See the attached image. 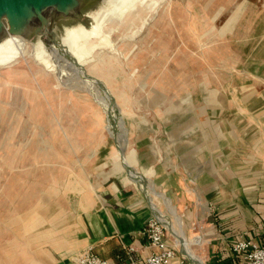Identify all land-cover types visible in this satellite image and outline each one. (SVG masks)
<instances>
[{"label": "crops", "instance_id": "obj_1", "mask_svg": "<svg viewBox=\"0 0 264 264\" xmlns=\"http://www.w3.org/2000/svg\"><path fill=\"white\" fill-rule=\"evenodd\" d=\"M230 3L232 17L215 14L223 36L237 40L232 61L219 65L229 75L216 71L197 96L184 95L182 108L167 107L166 124L132 118L124 159L112 141L75 144L92 150L78 160L90 171L62 175L74 181L46 201L6 264H63L90 246L107 259L124 246L147 255L150 217L176 249L169 264H235L236 241L264 239V0ZM156 127L162 136L153 141ZM104 128L120 141L107 118Z\"/></svg>", "mask_w": 264, "mask_h": 264}, {"label": "rangeland", "instance_id": "obj_2", "mask_svg": "<svg viewBox=\"0 0 264 264\" xmlns=\"http://www.w3.org/2000/svg\"><path fill=\"white\" fill-rule=\"evenodd\" d=\"M230 2L170 0L168 11L166 9L161 18L152 22L148 31L136 37L139 46L128 59L124 55L130 51L131 45L122 47L120 62L114 61L107 70L109 83L118 97L122 91H131L128 106L132 112L126 115L128 126L134 117L145 118L150 125L162 123V120L166 124L168 120L164 114L169 105L182 108L184 95L192 92V96H197L203 80L215 79L220 70L229 75V67L221 69L219 65L232 61L231 49L237 45L233 44L237 40L221 34V25L215 20V14L220 8L226 13ZM115 39L120 42L119 37ZM44 76L47 75H39L42 87L45 85ZM19 78L23 79L12 77L9 83H0V92L3 93L0 97L5 100L0 106V264H6L13 257V250H22L23 234L38 223L46 201L65 193L62 184L74 181L70 178L61 180L62 175L85 168L90 171L91 164L83 165L78 160L84 161L92 150L84 153L85 147L78 149L79 146H75L73 149L69 143L82 146L89 139L92 145L89 109L93 106L97 110L84 100L83 91H77L79 95L68 92L49 94L48 100L37 98L30 102L32 110L28 111L30 116H26V131L21 127L10 130V116L14 114L11 108H20L22 102H29L27 97L24 100L16 97V88L21 85L37 87L31 76ZM143 82L146 86L141 87ZM94 94L92 97L103 108L105 103L98 93ZM84 114L89 116L85 118ZM10 132L12 136H9ZM103 139L112 141L108 136ZM105 152V148L100 149L99 155L104 156Z\"/></svg>", "mask_w": 264, "mask_h": 264}, {"label": "water", "instance_id": "obj_3", "mask_svg": "<svg viewBox=\"0 0 264 264\" xmlns=\"http://www.w3.org/2000/svg\"><path fill=\"white\" fill-rule=\"evenodd\" d=\"M168 4L170 0H0V83H9L12 77L20 80L23 78L19 76L24 75L31 76V81L37 84V87L21 85L16 88V97L21 100L27 97L29 102H22L20 108H11L14 114L10 116V130L12 127L28 129L26 116H30L28 111L32 110L30 102L33 99L48 100L49 94L79 95L77 91H83L84 100L97 109L93 106L89 109L91 137L102 140L108 136L124 159L130 140L126 115L132 112L128 106L131 91L116 95L109 83L107 66L114 61L120 62L122 47L131 45L124 55L125 59L129 58L139 46L136 37L148 31L149 25L161 18L166 9L168 11ZM231 8L222 12L223 16L232 17ZM149 32L153 30L150 28ZM39 75H47L43 81L48 88L42 87ZM18 80L16 82L20 83ZM144 86L145 82L141 83V87ZM101 91L109 99L103 108L92 97L93 93ZM0 101L2 106L5 100L0 97ZM87 116L84 114L85 118ZM105 118L112 129L122 125V142L109 136L104 128ZM101 128L103 132L95 130ZM160 131L158 127L154 129L153 141L160 139ZM69 144L74 149L75 144L71 141ZM186 252L196 258L190 250ZM70 263V259L63 262Z\"/></svg>", "mask_w": 264, "mask_h": 264}, {"label": "built area", "instance_id": "obj_4", "mask_svg": "<svg viewBox=\"0 0 264 264\" xmlns=\"http://www.w3.org/2000/svg\"><path fill=\"white\" fill-rule=\"evenodd\" d=\"M144 235L146 248L150 250L147 255L134 246H124L114 259H107L90 246L72 256L70 264H169L176 257V249L166 240L164 227L158 218L148 219ZM232 250L240 257L235 264H264V239L258 242L241 238L232 245ZM180 264L186 262L182 260Z\"/></svg>", "mask_w": 264, "mask_h": 264}, {"label": "bare ground", "instance_id": "obj_5", "mask_svg": "<svg viewBox=\"0 0 264 264\" xmlns=\"http://www.w3.org/2000/svg\"><path fill=\"white\" fill-rule=\"evenodd\" d=\"M83 80V82H85L84 81V79H82ZM86 83V82H85ZM99 89V88H98ZM99 91H100V89H99ZM98 95H99V97H100V99H101V101L102 102H104L105 103V101H106V103L107 102H109V99H108V97L103 93V91H101V92H98ZM122 132H123V127H122V125H120V127H118L117 128V138H118V140H120V142H121V140L123 141V135H122ZM182 229V228H181ZM182 241V240H181Z\"/></svg>", "mask_w": 264, "mask_h": 264}]
</instances>
